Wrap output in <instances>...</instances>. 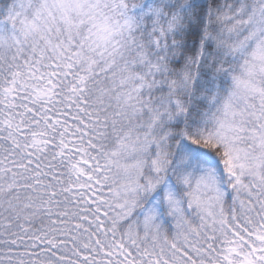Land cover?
<instances>
[{"label": "snow or ice", "instance_id": "obj_1", "mask_svg": "<svg viewBox=\"0 0 264 264\" xmlns=\"http://www.w3.org/2000/svg\"><path fill=\"white\" fill-rule=\"evenodd\" d=\"M0 264H264V0H0Z\"/></svg>", "mask_w": 264, "mask_h": 264}]
</instances>
